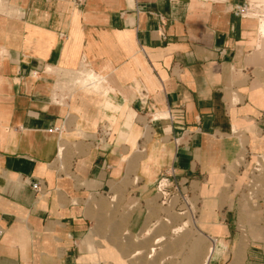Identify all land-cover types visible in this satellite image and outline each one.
<instances>
[{
  "label": "crops",
  "instance_id": "crops-1",
  "mask_svg": "<svg viewBox=\"0 0 264 264\" xmlns=\"http://www.w3.org/2000/svg\"><path fill=\"white\" fill-rule=\"evenodd\" d=\"M248 1L264 12V0ZM244 5L7 0L9 15L0 13V264H111L98 252L93 216L115 200L134 228L171 173L182 191L190 184L201 208L211 203L198 230L228 249L235 209L221 205L226 178L233 175L232 199L264 153V36ZM83 66L105 79L107 95L54 92L57 73ZM67 123L75 132L63 137ZM105 126L111 131L99 143ZM79 135L83 151L69 154L56 174L60 139ZM29 181H39L40 192Z\"/></svg>",
  "mask_w": 264,
  "mask_h": 264
},
{
  "label": "rangeland",
  "instance_id": "rangeland-1",
  "mask_svg": "<svg viewBox=\"0 0 264 264\" xmlns=\"http://www.w3.org/2000/svg\"><path fill=\"white\" fill-rule=\"evenodd\" d=\"M247 7L248 14H254L248 2ZM255 15L261 21L264 12L257 9ZM82 69L87 70L84 66ZM82 69L75 72L82 73ZM56 91L69 94L73 90L54 88ZM106 93L104 91L97 95L104 96ZM74 132V124L70 127V123H67L61 135L69 136ZM85 138V135H79L60 139L64 149L61 147L60 158L54 163L56 174L64 171L69 154L76 155L83 151L80 142ZM255 162L256 167L249 169L247 181L238 195L228 198L232 174H228L220 195L221 205L232 204L235 209L230 223L234 234L229 239L228 249L219 251L215 247L218 242L216 244L215 239L208 238L198 230L199 221L203 215H207V207L211 203L201 208L203 203L198 202L197 197H190L187 200L189 205H184L179 196L168 192L163 196L155 194L146 202V207L142 208L141 222L134 228L130 226L134 223L129 213L119 210L117 201H108L102 212L93 216L91 223L99 254L111 264H205L208 250L214 246L215 252L208 259V264H264V153ZM215 260L217 262L213 263Z\"/></svg>",
  "mask_w": 264,
  "mask_h": 264
},
{
  "label": "bare ground",
  "instance_id": "bare-ground-1",
  "mask_svg": "<svg viewBox=\"0 0 264 264\" xmlns=\"http://www.w3.org/2000/svg\"><path fill=\"white\" fill-rule=\"evenodd\" d=\"M247 2L249 6H251L254 9V14L252 15L259 18L258 15H255L257 9L253 7V5L248 0ZM6 3H7V0H0V13L4 15H9L10 11L6 10ZM259 32L262 36H264V17L260 21ZM48 70L49 72L46 70L47 71L46 73L51 72V74L52 73L56 74V72L51 71L49 68ZM82 71L83 72L79 74L78 73H72V74H58L57 73L56 74L57 79L54 78L56 80L54 84V88H63V89L68 88L69 90L79 89V90L87 91L89 93H93L95 95L97 94L101 95L105 90H107L106 81L103 77L96 75L90 69H87V70L82 69ZM58 151L61 152L60 149ZM214 250H215L214 246H211L210 249L208 250V258L205 264H208V259H210V257L214 254L215 252Z\"/></svg>",
  "mask_w": 264,
  "mask_h": 264
},
{
  "label": "built area",
  "instance_id": "built-area-1",
  "mask_svg": "<svg viewBox=\"0 0 264 264\" xmlns=\"http://www.w3.org/2000/svg\"><path fill=\"white\" fill-rule=\"evenodd\" d=\"M83 0H74L75 3L77 4H81ZM248 11V7L247 5H244L241 9V12L243 13V15H247ZM111 129L108 127H102L99 130V137L97 139V142L99 143H103L109 136ZM175 176L173 175V173H171L170 175L161 177L159 179V181L156 184L155 187V193L158 195H168L167 193L170 192L169 190H171L172 192H180V201L182 204L184 205H189L188 204V199L190 197H192V193H193V189L190 186L189 183H186V185H184V191L183 188L177 184H175V181L173 180ZM27 185L30 186L31 190L34 192H40L41 190V183L39 181L36 182H27ZM178 189V190H177ZM4 234V229L0 226V238L3 236Z\"/></svg>",
  "mask_w": 264,
  "mask_h": 264
}]
</instances>
